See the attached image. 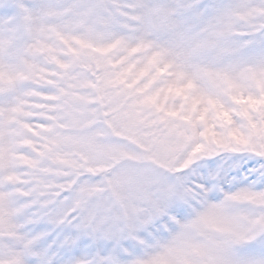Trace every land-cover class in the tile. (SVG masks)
Returning a JSON list of instances; mask_svg holds the SVG:
<instances>
[{
  "label": "snow or ice",
  "instance_id": "1",
  "mask_svg": "<svg viewBox=\"0 0 264 264\" xmlns=\"http://www.w3.org/2000/svg\"><path fill=\"white\" fill-rule=\"evenodd\" d=\"M0 264H264V0H0Z\"/></svg>",
  "mask_w": 264,
  "mask_h": 264
}]
</instances>
